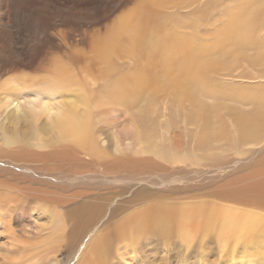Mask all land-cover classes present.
<instances>
[{
	"label": "rangeland",
	"instance_id": "obj_1",
	"mask_svg": "<svg viewBox=\"0 0 264 264\" xmlns=\"http://www.w3.org/2000/svg\"><path fill=\"white\" fill-rule=\"evenodd\" d=\"M257 3L253 2V5ZM244 5L250 4H245L244 0H155L153 2L147 0H0V151L11 149L2 133L12 134L15 130L21 131V134L29 139V143L16 142L12 144L14 147L21 144L27 149L35 148L33 145L37 143V136L35 132H32L33 126L29 119H19L23 116L20 111L16 113L17 118L14 117L13 111H17L20 107L18 101H13L7 106L2 103L10 96L13 97L12 94L23 91L16 87L18 83L23 82L24 76L28 78L27 81H31L32 78L51 74L52 70L59 65L74 70L80 76H85L93 110H95L93 124L97 133L95 138L110 153L106 154L107 158L105 155L90 156L83 153L87 160L85 169L90 163H92L91 167L102 169L100 164L106 162V159H109L108 156L126 153L123 152L124 150L117 153L115 147L107 140L110 131L116 125L114 118L124 121L121 122L122 124L135 126L134 134L137 141L141 143L142 131L135 117L137 111L147 103L152 111L168 114L174 110L177 113H184L180 104L184 103L186 107L189 106V102L184 100L182 94L179 96V92H168L169 90L161 88L167 68L160 63L158 55L150 57L149 43L135 53L130 45L128 49L126 43L122 41L123 45L111 53L107 63L100 60L97 54L99 43L106 40L118 21L126 16H148L147 26L154 30L157 40L164 41L168 34L175 35V39L186 38L183 43L188 42V47L192 51L185 52L184 55L188 59L211 61L212 64L207 69V78H210L218 87L231 86V91H237L232 88L257 86L264 82V79L259 77L260 63L257 61L255 64V55L263 46V44L260 45V41L264 36V28L257 25L254 40L249 39L243 43L241 39L243 25L238 23V17L244 13L238 14L235 20L237 24H230L234 21L233 15L237 14L236 6ZM252 20L258 23L260 18H252ZM227 22L230 25H226ZM164 51L176 57L175 49L170 51L169 45ZM178 51L179 49L177 53ZM121 75H125L123 77L136 75L142 79L138 93L130 95L133 97L127 101L110 95L107 97L102 91L104 86ZM156 75L159 78L162 76V79H157ZM201 94V99L207 101L206 103L218 105L217 110L219 108L217 114H212L213 125L209 132L204 133L203 124L200 121L194 120L191 123L184 114L180 116L177 114L176 121H174L176 116L172 119L163 117L162 121L166 127L163 130L164 141L167 143L166 149L170 151V157L166 160L156 156L154 158L165 168L164 171L154 165L155 167L151 168L153 171L149 170L146 174L141 172L140 178L134 179L131 173H127L128 176H121V178L118 176L117 181L109 182V185L113 187L145 188L139 193L135 202V215H139L138 212L143 208L153 206L172 208L177 205L190 206L204 203L216 205L231 203V205L242 206L225 200L219 192L223 189L221 186L225 178L239 170L240 165L246 166L251 162L239 163L240 161L235 158L242 160L245 158L244 155H237L238 152L227 145L225 136L218 130L219 124L224 125L226 129L229 127L224 132L232 130L226 111L229 105L250 109L251 104L244 96L233 93L222 95L205 91ZM107 108L112 110L110 116L112 121H109L107 115L99 114L100 110ZM217 118H221V121L217 122ZM45 120L42 119L39 122V128H45ZM43 136L52 135L43 132ZM155 144L159 149L160 143L156 141ZM135 148L134 153L141 156L140 149ZM189 151L193 152L194 157ZM11 152L12 150L9 153ZM144 156L149 154L144 153ZM29 164L21 160L19 155L8 154L0 158V173L4 169L27 173ZM74 166L79 170L84 167L81 164H74ZM5 191L6 189L0 186V193ZM49 217L50 214L45 211L35 212L31 226L40 225L47 230L28 234L25 232L26 229L29 231L32 228L26 225L23 216L15 215L11 204L4 205L3 210H0V264H28L36 252L33 247H38L40 250L42 244L38 241L50 234ZM167 221L170 222V216H167ZM200 223V218L194 219L191 222L194 231L187 235L177 229V225H171L166 230L162 225L165 223L152 222L144 228L141 235L137 236L135 245L124 238L117 237L112 240L109 247L100 248L99 254L89 253L85 249V264H226L223 262L225 259H231L229 257L233 255H241V245L235 246L231 242L227 247L222 248L218 241V234L214 230L199 229ZM88 239V237L85 238V242ZM57 248L50 255L51 257L54 254L53 261H57L58 264H76L79 254L77 252L74 256L72 254L74 249L67 248L65 241Z\"/></svg>",
	"mask_w": 264,
	"mask_h": 264
},
{
	"label": "bare ground",
	"instance_id": "obj_2",
	"mask_svg": "<svg viewBox=\"0 0 264 264\" xmlns=\"http://www.w3.org/2000/svg\"><path fill=\"white\" fill-rule=\"evenodd\" d=\"M253 2L258 3L254 6ZM244 3L250 5L236 6L237 14L233 15L234 21L232 19L233 22L230 23L237 24L235 20L238 14L244 13L238 17V23L243 25L241 35L243 43L249 39L254 40L257 25L264 28V0H244ZM251 17L260 18V20L256 23ZM148 19L146 15L126 16L118 21L112 34L99 43L97 54L100 60L107 63L111 53L123 45L122 41L126 43L128 49L130 45L135 53L149 43L150 57L158 55L160 63L167 68L161 88L169 90L168 92H179L178 95L182 94L184 100L189 102V106L186 108L184 103H181L184 113L171 110L168 114L152 111L151 107H148L149 103L139 109L135 118L142 131L141 143L137 141L134 134L135 126L122 124L121 122L124 121L114 118L116 125L113 130L111 129L107 140L115 147L117 153L122 150L126 153L108 156L109 159L100 164L102 169L91 167L92 163L85 169L87 160L83 153L90 156L105 155V158H107L106 154H110L95 138L97 136L93 125L95 110H93L85 76H80L79 73L63 65L52 70L51 74L37 77L38 79L32 78L31 81H27L28 78L24 76L23 82L18 83L16 87L23 91L12 94L13 97L10 96L2 103L7 106L13 101H18L20 107L17 111H13L14 117L17 118L16 113L20 111L23 116L19 119H29L33 126L32 132H35L37 136V143L33 145L35 148L27 149L21 144L14 147L13 143L28 144L29 139H26L21 131L15 130L12 134L2 133L11 149L0 151V158L14 154L21 156V160L30 164L27 165V173L9 169H4L0 173V186L6 189L5 192L0 193V210H3L4 205L11 204L15 215L23 216L26 225L32 228L29 231L26 229L25 232L28 234L47 230L40 225L31 226L35 212L45 211L50 214L51 220L50 234L38 241L42 244V250L33 247L36 252L28 264H58L52 259L54 254L51 257L50 255L58 249L57 247H60L63 241L66 242L67 248L74 249L73 255L78 252L76 264H85V249L89 253L99 254L100 248L109 247L112 240L117 237L124 238L135 245L137 236L141 235L144 228L152 222L165 223L162 225L166 230L171 225H177V229L188 235L194 231L191 222L196 218L201 219L199 229L214 230L218 234V241L222 248L227 247L231 242L235 246L241 245V255H233L229 257L231 259H225L223 262L264 264V82L257 86L232 88L237 91H231V86L218 87L210 78H207V69L211 66V61L188 59L184 54L192 50L188 47V42L183 43L186 39L184 37L175 39V35L174 37L168 34L164 41L155 39L154 30L147 26ZM230 24L227 22L226 25ZM224 29L227 31V27ZM261 44H263L262 49L255 55V64L257 61L260 63L259 77L264 79V36L261 37ZM168 45L170 51L175 49L176 57L165 53L164 50ZM123 76L113 79L104 86L103 94L125 101L133 97L130 95L137 94L142 79L136 75ZM155 77L159 78L158 75ZM159 79L161 80L162 76ZM205 91L222 95L230 93L242 95L251 104L250 109L230 105L227 107L231 131L224 132L229 127L226 129L224 125L218 123L220 126L218 131L225 136L227 145L236 150L237 155L245 157L242 160L235 159L241 164L251 162L246 163V166L240 165L239 170L225 178L219 195L225 200L244 207L231 205V203L177 205L172 208L153 206L145 207L138 212L139 215H135V202L139 193L145 188L119 187L118 185L113 187L109 185V182L117 181L118 176L120 178L128 176L127 173H131L134 179L140 178L141 172L148 173L152 167H155L154 165L164 171L165 168L154 158L156 156L166 160L170 157V151L166 149L167 143L164 141L163 130L166 127L162 121L163 117L172 119L177 114L178 116L184 114L191 123L194 120L200 121L203 124L204 133L209 132L213 125L212 114H217L219 108L217 110L218 105H209L207 101L201 99V92ZM104 100L106 102L105 97ZM111 111L108 108L102 109L99 114L107 115L109 121H112ZM42 119H46L45 128H39V122ZM176 120L177 116L174 121ZM216 120L221 121V118ZM104 131L108 132L109 129ZM43 132L50 133L52 136L44 137ZM156 141L160 143L159 149L155 144ZM135 147L140 149L141 156L134 153ZM11 150L12 152L9 153ZM144 153L149 156L143 157ZM190 154L193 155V152L191 151ZM74 164H81L84 167L79 170ZM167 216H170V222L167 221ZM87 237L89 239L85 242Z\"/></svg>",
	"mask_w": 264,
	"mask_h": 264
}]
</instances>
